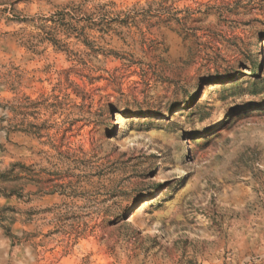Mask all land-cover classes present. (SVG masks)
I'll return each instance as SVG.
<instances>
[{
    "label": "rangeland",
    "instance_id": "374dc122",
    "mask_svg": "<svg viewBox=\"0 0 264 264\" xmlns=\"http://www.w3.org/2000/svg\"><path fill=\"white\" fill-rule=\"evenodd\" d=\"M0 264H264V0H0Z\"/></svg>",
    "mask_w": 264,
    "mask_h": 264
},
{
    "label": "bare ground",
    "instance_id": "6f19581e",
    "mask_svg": "<svg viewBox=\"0 0 264 264\" xmlns=\"http://www.w3.org/2000/svg\"><path fill=\"white\" fill-rule=\"evenodd\" d=\"M131 223H135L136 221H134L132 218H130V220H129ZM137 224V226L138 227H140V228H142L143 229V231H144V233H146V234H149V233H151L152 231H151V228L149 227V226H142L141 224H139V223H136Z\"/></svg>",
    "mask_w": 264,
    "mask_h": 264
}]
</instances>
